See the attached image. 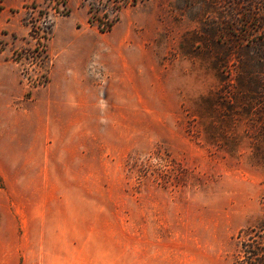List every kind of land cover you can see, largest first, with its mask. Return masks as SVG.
I'll use <instances>...</instances> for the list:
<instances>
[{
  "label": "rangeland",
  "instance_id": "obj_1",
  "mask_svg": "<svg viewBox=\"0 0 264 264\" xmlns=\"http://www.w3.org/2000/svg\"><path fill=\"white\" fill-rule=\"evenodd\" d=\"M117 2L1 0L0 201L24 203L9 219L25 210L28 229H10V259L234 264L264 223V0H139L92 24L104 74L87 124L48 126V62L22 56L34 21Z\"/></svg>",
  "mask_w": 264,
  "mask_h": 264
},
{
  "label": "crops",
  "instance_id": "obj_2",
  "mask_svg": "<svg viewBox=\"0 0 264 264\" xmlns=\"http://www.w3.org/2000/svg\"><path fill=\"white\" fill-rule=\"evenodd\" d=\"M88 16H78L77 11L72 10L67 15L57 17L53 24L52 37L47 46L49 77L45 86L51 96L41 100L47 106L48 126L86 125L87 122L83 121L86 99L82 95L89 91L97 93L101 87L100 77L104 74V45L97 37L98 29L90 24ZM62 104L70 109L71 116L62 115ZM30 202V207L39 204L38 201ZM22 205L25 206L17 201H0V264H18L16 250L10 259L9 231L13 230L14 238L25 237L28 230L25 210L21 211V216L12 215L11 220L9 214L10 206ZM38 212L39 210L32 209V215L28 216L26 222H31Z\"/></svg>",
  "mask_w": 264,
  "mask_h": 264
},
{
  "label": "trees",
  "instance_id": "obj_3",
  "mask_svg": "<svg viewBox=\"0 0 264 264\" xmlns=\"http://www.w3.org/2000/svg\"><path fill=\"white\" fill-rule=\"evenodd\" d=\"M139 0H118L117 3H115L111 8V13H109L105 7H110V5H107L105 3L102 4V7H94L93 3H90V6L87 8L88 10V20L90 24H95L101 31H109L112 29L114 24L119 20V13L121 9L128 5V4H136ZM63 5L66 6L65 1H61ZM60 2H58L59 4ZM84 4V3H83ZM35 5L34 7H37ZM3 8L0 0V10ZM56 11H58V6L55 7ZM36 9V8H35ZM69 11V9H67ZM64 13V12H63ZM67 13V12H65ZM64 13V14H65ZM251 18V16H250ZM258 21L262 22L264 26V11L261 13L260 17H258ZM52 23L50 25L49 32L44 33L42 36L44 38V41H41L38 39L36 41L37 45H30L29 47H24L22 51V56H25V58L32 57V62H37L38 59L41 60V63L39 65L43 66V62L48 56L47 54V44L50 39V36L52 34ZM32 32V31H31ZM31 36L35 38L36 36L31 33ZM42 46V48L39 49V45ZM37 84V83H36ZM264 202V201H263ZM256 228V227H255ZM254 227H249L251 232H254L255 235L251 234L249 235L248 239H245L242 242V252L243 256L238 257V259L234 262V264H264V223L262 222L257 229Z\"/></svg>",
  "mask_w": 264,
  "mask_h": 264
},
{
  "label": "built area",
  "instance_id": "obj_4",
  "mask_svg": "<svg viewBox=\"0 0 264 264\" xmlns=\"http://www.w3.org/2000/svg\"><path fill=\"white\" fill-rule=\"evenodd\" d=\"M60 5L62 6V4H60ZM52 19H53V17H51L50 13L47 16L44 15L43 17H37L36 18V20L33 23V29H32V34L36 36L35 38L32 37L35 40L34 44L37 45L36 41L38 39H40L41 41H44V38L42 35L46 32H49ZM40 48H42L41 45H39V49ZM46 62H47V59L44 60L43 66H42V65H39L41 63L40 59H38L39 64L37 62H32V60H31V63H35L36 65L43 67L44 72L46 70ZM45 82H46V77H45ZM37 84H42L41 78L39 79V81H37Z\"/></svg>",
  "mask_w": 264,
  "mask_h": 264
}]
</instances>
